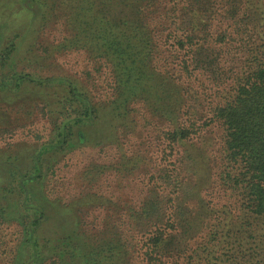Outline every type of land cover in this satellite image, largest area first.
Returning a JSON list of instances; mask_svg holds the SVG:
<instances>
[{
    "label": "trees",
    "instance_id": "16d2710c",
    "mask_svg": "<svg viewBox=\"0 0 264 264\" xmlns=\"http://www.w3.org/2000/svg\"><path fill=\"white\" fill-rule=\"evenodd\" d=\"M10 3L32 21L25 34L0 25V139L8 146L0 150V230L9 232L6 240L0 234V264H264V0H0V7ZM56 26L64 36L48 41ZM26 36L19 63L44 69L54 54L81 52L106 72L109 97L98 100L67 75L17 70ZM234 43L244 66L206 116L193 82L205 75L224 83L222 53ZM37 113L51 137L11 144L6 136ZM139 116L176 154L169 169L156 168L157 184L140 201L84 192L65 203L45 187L58 156L92 138L115 145L119 173H134L144 159L124 145ZM214 123L221 132L212 167L191 139ZM110 167L91 165L82 178L93 182ZM209 185L226 200L206 199ZM90 208L103 209L100 226L78 215Z\"/></svg>",
    "mask_w": 264,
    "mask_h": 264
},
{
    "label": "rangeland",
    "instance_id": "374dc122",
    "mask_svg": "<svg viewBox=\"0 0 264 264\" xmlns=\"http://www.w3.org/2000/svg\"><path fill=\"white\" fill-rule=\"evenodd\" d=\"M18 9H20V6L18 7V4L14 3L2 5L0 7V25L3 26L2 30H5L7 34L15 32L16 29L20 30V28V32H23V34L27 33L29 30L32 21L30 16L26 13H22L23 11L21 12ZM62 36H64V33L58 26L48 28L44 35L48 41L52 42H57ZM26 39L24 37V39L18 41V48L14 55L17 61L28 56L26 54V49L28 48L27 41L29 38L26 36ZM230 46H232L233 49L229 48V50H226L227 48H224V52L222 53V65L224 71L227 73V78L224 83L217 87V85L210 81L205 75L198 76L193 82L194 87L201 94L202 112H208L211 102H213L216 97L225 94L224 89L228 88L230 85L231 78L244 66V49H236L235 43L227 47ZM36 53L38 55H43L40 51ZM51 60L52 63L44 69L33 65L28 67L25 65L26 62L22 63L20 61L19 63L18 61L16 69L19 71L25 70L26 72H40L41 75L48 76L67 75L80 83L86 84L89 91L96 96L98 100H106L109 97L108 92L106 93L108 90V78L105 76L106 72L104 70L97 72L96 66L87 59L85 54L78 51L54 54ZM6 108L7 105H4L3 109L6 110ZM10 112L15 113V108L11 109ZM207 115L206 113V116ZM41 117V114L37 113L34 119L26 121L23 127L14 128L16 131L12 135L6 136L10 138V143L14 144L19 141L33 143L36 142V140L38 141L37 143H42L47 141L52 135L51 128H49L48 123L41 119ZM145 117L150 119L146 114ZM1 120V123H3V118ZM142 124L143 120L141 116H139L136 133L130 138V141L124 145V151H126L129 156L134 154L136 156H142L144 159L143 163L140 161V168L135 169L134 173L132 172V174L128 175H126V171L124 173H119L118 163L121 153H118L115 145L95 146L93 145L95 138H92L91 142L85 143L77 149L65 153V155L58 156L59 163L55 166V173L53 175L51 173L48 174L45 187L51 190L53 194L56 193L55 195L60 197L65 203L84 192H96L109 197L115 202L119 198L135 202L140 201L152 187V184H157L154 178L156 168L159 166L169 169L170 162H172L176 156L175 153L172 155L170 154L166 141L162 135L158 133L157 127L153 123L144 127H142ZM0 128L4 127L0 126ZM7 128H11V126ZM81 129L82 130L75 133L77 134L80 132L81 134L83 129L86 128ZM91 132H94V137L100 134L96 133V129L94 128L93 130L91 129ZM220 132L219 125L214 123L205 128H198L197 133L194 134L191 139L196 145L200 144V147L204 149V159L212 167L215 166V159L218 153ZM4 147L8 148V146H5V140L0 139V150ZM100 164L104 166L109 164L113 167L103 171L93 182H86L83 180V170L91 165ZM158 185L161 188L165 187L160 183H158ZM206 199L210 200L212 204H220L226 200L223 189L211 185L207 187ZM103 213L104 211L102 208H90L87 214L83 212L82 215L80 213H78V215L81 217L84 216L85 221L89 225L94 224L100 226ZM8 233L7 229L0 230V234L5 236V240L8 238Z\"/></svg>",
    "mask_w": 264,
    "mask_h": 264
}]
</instances>
